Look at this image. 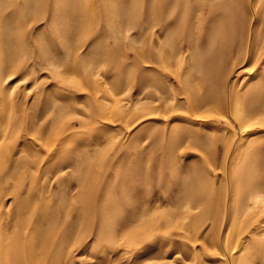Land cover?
Returning <instances> with one entry per match:
<instances>
[{
    "label": "rangeland",
    "instance_id": "374dc122",
    "mask_svg": "<svg viewBox=\"0 0 264 264\" xmlns=\"http://www.w3.org/2000/svg\"><path fill=\"white\" fill-rule=\"evenodd\" d=\"M0 264H264V0H0Z\"/></svg>",
    "mask_w": 264,
    "mask_h": 264
}]
</instances>
